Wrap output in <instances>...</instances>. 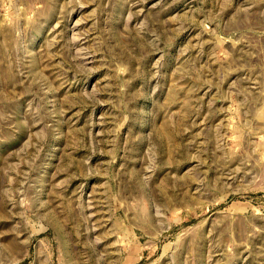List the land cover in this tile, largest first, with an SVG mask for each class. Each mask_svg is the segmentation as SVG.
I'll use <instances>...</instances> for the list:
<instances>
[{
    "label": "rangeland",
    "instance_id": "374dc122",
    "mask_svg": "<svg viewBox=\"0 0 264 264\" xmlns=\"http://www.w3.org/2000/svg\"><path fill=\"white\" fill-rule=\"evenodd\" d=\"M0 264H264V0H0Z\"/></svg>",
    "mask_w": 264,
    "mask_h": 264
}]
</instances>
